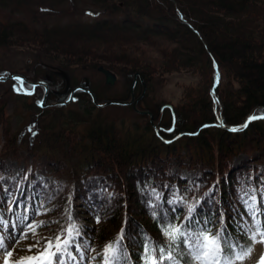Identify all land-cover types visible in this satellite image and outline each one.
<instances>
[{
	"label": "trees",
	"instance_id": "16d2710c",
	"mask_svg": "<svg viewBox=\"0 0 264 264\" xmlns=\"http://www.w3.org/2000/svg\"><path fill=\"white\" fill-rule=\"evenodd\" d=\"M74 1L0 0V51L36 49L34 67L44 72L51 66L69 72L71 67L83 64L91 69L101 65L124 75L129 86L137 74L139 91L140 80L145 84L144 96L153 91L154 82L178 71L207 67L209 78L183 92L181 100L185 102L172 107L174 132L160 131L159 136L146 115L137 116L145 117L142 123L121 122L118 126L113 119L96 116L91 98L78 92L73 101L77 109L59 106L62 109L50 119L47 132L48 138L56 140L54 148L46 138V143L37 144L40 115L45 109L36 106V93L33 105L40 113L21 132L18 141L23 140L22 145L0 151V202L37 218L33 234L61 233L74 223L88 264H104L106 247L117 246V242L116 264H148L159 256L152 251L159 247L165 248V258L156 264H197L186 248L183 255L181 249L173 253L181 257L178 262L167 260L170 241L165 229L170 225L183 226L194 234L204 228L213 233L222 230L229 245L225 251L230 252L231 259L241 249L252 248L260 240L259 235L256 242L251 239L256 221L264 231V181L260 178L264 170L257 173L264 165V119H251L236 131L209 126L194 136L183 135L169 143L163 139L217 123L215 100L218 117L227 126L264 114V0H163L164 8L151 6L147 0H88L97 9H83L84 13L102 17L93 22L45 23L46 18L65 13L61 7L72 6ZM6 8L9 13L27 9L30 22L2 18L1 10ZM215 27L224 29L216 33L227 40L224 43L230 48L236 46L238 67L224 66L223 59L230 54L225 52L226 44L213 46L207 40V33ZM162 42L174 48L168 49L170 46ZM3 73L0 70V75ZM24 78L29 80L26 75ZM39 80L44 81L37 76L35 81ZM49 82L54 83L53 79ZM232 83H236L234 92L231 94L230 89L226 94ZM63 84L57 79L53 86ZM167 111L171 124L172 116ZM94 118L97 127L92 124ZM84 121L89 128L86 126L83 132L79 127V140L70 143L63 134L73 129L69 125L77 127ZM52 126L60 129L53 133ZM57 140L65 142L64 148ZM60 147L63 150L55 152ZM241 155L245 160L235 164L233 161ZM8 156L31 159L32 164L24 166L20 182V177L8 176L9 167L3 163ZM182 170L192 176L180 175ZM36 171L53 179L38 177ZM59 175L66 177L65 183L57 181ZM62 189L72 196L69 204L79 201L88 221L69 220L64 213L66 197ZM246 193L252 195V203L246 201ZM146 249L151 252L149 257Z\"/></svg>",
	"mask_w": 264,
	"mask_h": 264
},
{
	"label": "rangeland",
	"instance_id": "374dc122",
	"mask_svg": "<svg viewBox=\"0 0 264 264\" xmlns=\"http://www.w3.org/2000/svg\"><path fill=\"white\" fill-rule=\"evenodd\" d=\"M148 3L151 6H154L155 4H158L159 6H162L164 8L165 3H163V0H147ZM162 1V3H161ZM70 4H65L62 9L65 10V13L62 14H55L53 16H50L51 18H46L45 23L48 25H63L67 23H75V22H93L97 18L102 17L99 15V17L95 16H87L84 13L83 9H89L92 7L93 9H97L96 7L92 6L91 3L88 0H75L73 3ZM118 7H122V4L119 3ZM72 9L74 10L72 12ZM61 10V9H59ZM78 13V14H77ZM2 18L8 19V20H13V19H21L24 21L30 22L31 20V14L30 12L25 9L21 12H14V13H9V9H3L1 10ZM118 17L121 18L120 14ZM117 20V19H116ZM43 21V20H42ZM219 31V34L223 33L224 29L222 28H217L215 27L213 31H210L211 33H207V40L209 42L214 44L217 43H224L227 41L223 36L219 37L216 33ZM239 43L242 42L241 40H237ZM226 44V43H224ZM162 45L165 47H168V49H173V45L169 44L168 42H162ZM236 49V46H232L230 48L229 45L226 44V50L225 52L230 53L225 57L224 60V66L226 68L232 67L235 68V66L238 67L239 61H238V54H236L234 51ZM35 50L36 49H17V48H11L8 50H2L0 51V70H4V73L0 75V77L6 78L5 80L0 81V151L3 148H11L13 149L14 146L19 145V141L22 137H20L21 132L24 131V128H29L31 126V122L35 121L36 116L38 115V110L36 109L35 105H33V101L31 99L21 97L19 94V87H21L20 80L18 78L15 79H8L7 77L9 75H13L15 73L19 74H24L27 77H29V82L35 83V80L37 76H41L42 79H45L47 75L53 79L54 83L55 80L61 79V73L65 72L59 68H56L54 66L53 69H55V73H50L49 68L47 69L46 72H44V69L42 70L38 66H35ZM33 66V67H32ZM101 65H98L96 68L91 69L88 64H83L79 65L77 67H71L69 72H65L68 76V82L69 78L72 83H78L80 81H83L84 79L88 80V89L93 92V95L95 97L96 102L103 103L104 100L106 101H111V100H118V101H127L131 99V94H128L130 91L131 84L129 86V83L127 82V79L124 77V75L119 74L118 72L112 73L115 75V82L112 85H108L104 83V76L102 73H100L97 68L100 67ZM53 67V66H51ZM103 67V66H102ZM207 68V67H206ZM206 68H200L198 67L197 70L194 69H189V71H178L176 73H171L168 75H164L159 79V81L154 82L152 92H149L148 95H143V98L141 99L140 102V107L138 108L139 110H147L151 112L150 108H152L151 115L153 117V122L157 127L168 129L170 127V123L168 122L169 120V113L168 109L165 107V109L162 112V115L158 113V109L160 107L164 106H169L174 107L177 104H182L185 101L181 100V96L183 92L192 90L196 84H199L202 80L206 81L208 80V70ZM226 68L224 70H226ZM231 68V69H232ZM198 70L200 72H198ZM227 71V70H226ZM60 73V74H58ZM215 75L218 76L216 69H215ZM227 78H228V73H226ZM64 80V79H63ZM62 80V81H63ZM40 81V80H39ZM38 82V81H36ZM67 82V84H68ZM229 82V79H227V83ZM53 83V85H54ZM216 83L218 81L216 80ZM64 84H66L64 80ZM73 84V85H74ZM138 84L136 85L135 92L132 93V95H136V97H133V100H135L139 95L140 91L138 89ZM65 85L62 86H53V88L60 89L61 87H64ZM232 87H228L225 90V93L227 94L228 90L230 91L231 89V94L232 91L234 90L233 88L236 87V83L233 86V83L231 84ZM24 89L29 90V88L23 87ZM132 90V91H133ZM139 91V93H138ZM234 92V91H233ZM95 93V94H94ZM213 95V93H211ZM82 97L87 96L83 95ZM90 97V96H89ZM98 98V100H96ZM140 100V99H139ZM143 101L144 105H143ZM142 103V104H141ZM92 105V104H91ZM94 105V104H93ZM51 108L45 109L44 113H41L39 126L41 128V135L40 137H37V144H39L41 141L46 138L47 144H49V147L52 148L55 146L54 141L56 140H51V138H48L49 132H47V128L49 127L50 122H52L50 119L54 117V114L62 109H58V106H54L52 104ZM95 106V105H94ZM131 106V105H128ZM124 108L121 106H116V105H106L104 107H96L95 114L96 116L100 117H108V119H113L114 122H116L115 126H118L117 123H126L125 125L129 124L130 122L137 121L139 123H142L145 121L144 118H139L137 117L140 113H136L134 110L131 109V107ZM214 114L215 116H220L219 112V104L218 101H214ZM66 110L68 108H73L77 109L78 107L74 106L73 103H70L69 105L67 104L66 106H62ZM126 107V106H125ZM230 107V106H229ZM191 109V108H190ZM194 111V115L197 116L195 112V108L192 109V112ZM189 111H187L188 113ZM37 113V115H36ZM40 113V112H39ZM140 115H145V114H140ZM95 116V117H96ZM147 116V120L149 121V117ZM219 118V117H218ZM86 119V118H85ZM95 120H92L93 126L97 127L99 123ZM162 120V122H160ZM172 121V120H171ZM161 123L162 125L158 126V123ZM85 125V126H83ZM80 125L78 124L77 127L74 125H69L71 128V131L66 132L63 134V136H67V140L70 141V143L76 142L79 140L78 135L79 134V127L80 129L83 130L87 126L89 128V125L87 124V121H84V124ZM27 126V127H26ZM74 126V127H73ZM114 126V128H115ZM51 127V126H50ZM93 127V128H95ZM152 127V126H151ZM175 127V123H174ZM53 128V133L60 128L58 126H52ZM91 128V127H90ZM117 128V127H116ZM70 130V129H69ZM88 129L86 128L85 131ZM174 132V129H173ZM117 135H120L119 132H116ZM47 136V137H46ZM112 137V136H111ZM119 139L118 137H116ZM25 140V139H24ZM169 140V139H165ZM44 142V141H43ZM44 142V143H46ZM58 145H63L65 144L64 141H58ZM23 143V140H21V145ZM62 143V144H61ZM54 148V147H53ZM64 148V147H63ZM63 148H55L56 151H62ZM48 149V148H46ZM50 150V149H49ZM16 154V152L14 153ZM41 160V159H40ZM245 160V156L241 155L237 157L233 162L236 164L240 161ZM42 163L43 160H41ZM3 163L5 166L9 167V174L8 176H18L17 180L20 182L21 178L23 177L22 171L25 168L24 166H28L32 164L31 159L27 157H13V156H8L5 160H3ZM264 170V165L260 166L258 169L257 173H261ZM38 177L41 178H46L48 177L49 179H53L51 175H42L38 171L34 172ZM180 175L185 176V177H190L192 176L191 173L186 172L185 170L180 171ZM260 178L264 181V174H260ZM66 177L64 175H59L57 181L60 183H65ZM60 192H64L65 194V189H62ZM249 192V191H246ZM250 192H253V190H250ZM261 194L264 196V190L261 191ZM246 201L248 203H252V195L250 193H246ZM66 201H65V209L64 213L68 214L71 216L72 220L77 223V222H83V220L88 221V217L83 216L82 213V208L79 206V201H73L69 204V199H71V194H65ZM264 212V208L262 209ZM37 222V218L35 217H30L25 214L21 209H13L11 205L5 206V204H2L0 202V240H3L4 247L0 248V264H5V259H6V252H11L12 256L8 257V264H16L17 261H19L21 258L25 257H31L37 255L39 252L43 251V246L46 242V240H51L53 243H55L56 237L61 236L66 237L67 232H61V233H56L52 235H40V234H33L31 230L34 227V224ZM39 241L40 244L38 247H32L33 245L36 244V242ZM259 241V240H258ZM256 242L254 246L251 248L252 251L249 255H247L243 260H236L235 258L232 259L233 264H257L258 261H260L261 255L264 254V243ZM77 246L79 250H77ZM31 247V251H29V248ZM87 255L85 254L84 247L81 248L79 242H78V237L74 233V239L72 241V245L68 248L67 253L64 255V264H79L80 261L83 263L86 261ZM42 259H47V257H44ZM24 264H39L37 261H28L25 260ZM264 264V262H262Z\"/></svg>",
	"mask_w": 264,
	"mask_h": 264
},
{
	"label": "snow or ice",
	"instance_id": "6c2138e0",
	"mask_svg": "<svg viewBox=\"0 0 264 264\" xmlns=\"http://www.w3.org/2000/svg\"><path fill=\"white\" fill-rule=\"evenodd\" d=\"M219 77L217 76V80ZM256 117H251L250 119H254ZM247 123L243 126L246 127ZM238 129H232V131H236ZM255 217V213H253ZM71 216H69V220H71ZM257 228L256 232L253 234L251 239L256 242V236H260V240L258 242L264 243V231H261L259 227V221H256ZM67 236L61 237L57 236L55 243L51 240H46L43 251L39 252L35 256L21 258L16 264H24L25 260L28 261H37L39 264H64V255L67 253L68 248L72 245V241L74 239V233L78 235V229L76 225L70 224L66 229ZM165 235L169 238V245L167 249V260L179 261L181 257L174 256L173 253L177 249H181L183 255V248H186L188 252L192 255L193 260L197 262V264H233L231 259L230 252H226L225 250L229 248L228 241L223 231H219L213 233L211 229L204 228L198 233H193L191 231H187L183 228V226L170 225L165 229ZM183 237V240H181ZM40 244L39 241L36 242L32 247H38ZM118 246V242H117ZM117 246L113 244H109L105 249V255L103 257L104 264H116L118 260V256L115 255ZM4 247L3 240H0V248ZM77 250H79L77 246ZM31 251V247L29 248ZM152 251H157L159 256L152 258L148 261V264H156L157 261H163L165 258V248L159 247L154 248ZM252 249H241V252L238 253L235 257L236 260H243L247 255L251 253ZM151 252L146 249V257H149ZM11 252H6L5 264H8V257H11ZM47 257V259H42ZM264 262V254L261 255L260 261L257 264H262ZM187 264V262H186Z\"/></svg>",
	"mask_w": 264,
	"mask_h": 264
},
{
	"label": "flooded vegetation",
	"instance_id": "af4514ba",
	"mask_svg": "<svg viewBox=\"0 0 264 264\" xmlns=\"http://www.w3.org/2000/svg\"><path fill=\"white\" fill-rule=\"evenodd\" d=\"M49 72L52 73V74L53 73L56 74L57 71H55V69H53L51 67V68H49ZM64 73L65 72H63L61 74L58 73V74H60L62 76L61 80L64 79L65 82H66V84H63L65 86L61 87L60 89H58V87L55 88V89L53 88V85L49 82V80H51V77L49 75L46 76L44 81H38V82H43L45 84V86L38 85L36 87H32L31 85H29L27 83L29 80L25 79L24 75L20 74L21 76H23V79L22 80L20 79L21 87L29 88V90L27 89V91H26V89H24V91H23V94H24L25 98H28V99H31L32 101H34L33 97L37 93V97L39 96V99L38 98L36 99L37 100L36 101V106L38 108H40V109H47V108L49 109V108L53 107L51 105L54 104V103H55L54 106H58V105L59 106H66L68 103L69 104L73 103V101L75 99V94L78 93V92H82V93H85V94L88 95V93L85 92V89H88V87H89L88 86V80H86V81L83 80V81H80V82L74 84V83L71 82L70 78H69V82L67 81L68 80L67 79L68 76L66 74H64ZM64 80H63V82H64ZM24 81H26V82H24ZM67 82H68V84H67ZM137 83H138V81H137V76H136V83H135L134 88H133L134 90L136 88ZM131 84H132V82H131ZM140 84H141V91H142V80H140ZM143 84H144V82H143ZM144 89H145V84H144ZM134 90L132 91V93L135 92ZM141 91H140V94H141ZM138 93H139V91H138ZM129 94H131V91H129ZM88 96H90V95H88ZM133 97H136V95L133 94ZM142 98H143V96L137 102V107L138 108L140 107V102L139 101H141ZM65 101H68V102L66 104H62ZM164 109H165V106L164 107L163 106L160 107L158 109V113H160L162 115V112H163ZM160 128H161V126H160ZM162 129H164V128H162ZM159 132H158V134H159ZM162 133L168 134V133H165L164 131H162ZM171 133H173V132H171ZM171 133H169V134H171Z\"/></svg>",
	"mask_w": 264,
	"mask_h": 264
},
{
	"label": "water",
	"instance_id": "95a60500",
	"mask_svg": "<svg viewBox=\"0 0 264 264\" xmlns=\"http://www.w3.org/2000/svg\"><path fill=\"white\" fill-rule=\"evenodd\" d=\"M100 73H102V75L104 76V83L105 84H108V85H112L114 82H115V75L108 69L100 66L98 67L97 69ZM136 76L137 74H134L133 75V78H132V84H131V87H130V91H131V99L130 100H127V101H118V100H111V101H105L103 103H98L95 101V97L93 95V93L89 90V89H85V92L88 93L91 97V100H92V103L97 106V107H104L106 105H116V106H128V105H131L133 110L136 112V113H140V114H145V115H148L149 117V123L151 124V126L153 127L156 135H158V132L160 130L164 131L165 133H171L174 129V115L172 113V123L170 125V127L168 129H162V128H158L154 122H153V117L151 115V113L147 110H139L137 108V102L138 100L143 96L144 94V84L142 82V91H141V94L135 99L133 100V95H132V90L134 88V85H135V82H136ZM7 78H21L20 75H9ZM6 78H3L0 80H5ZM86 81V79H84ZM218 81V80H217ZM31 83V82H29ZM34 87L37 86V85H42V86H45V84L43 82H36V83H31ZM68 101H65L64 103L62 104H66ZM55 104V103H54ZM169 109H171V107H169ZM251 117H257V118H263L264 119V114L263 115H257V116H248L246 117L242 123L236 125V126H226L225 124H223V122L221 120H219L217 123L215 124H203L201 126H199L195 131H192V132H180L178 133L176 136H174L173 139H176V138H179L180 136H183V135H186V136H193V135H196L198 134V132L203 129V128H206V127H209V126H218L220 128H223V129H226L228 131H232V129H239L240 127H243L246 123L248 124V122L251 120L250 118ZM165 142H169V141H165Z\"/></svg>",
	"mask_w": 264,
	"mask_h": 264
},
{
	"label": "bare ground",
	"instance_id": "6f19581e",
	"mask_svg": "<svg viewBox=\"0 0 264 264\" xmlns=\"http://www.w3.org/2000/svg\"><path fill=\"white\" fill-rule=\"evenodd\" d=\"M111 71V70H110ZM34 82V81H33ZM36 82V81H35ZM143 82V81H142ZM136 83V82H135ZM27 86V85H26ZM29 87V86H28ZM34 94V93H33ZM95 94V93H94ZM89 95V94H88ZM39 97V96H38ZM49 98V97H48ZM44 101V100H43ZM68 105H69V103H68ZM151 113V112H150Z\"/></svg>",
	"mask_w": 264,
	"mask_h": 264
}]
</instances>
